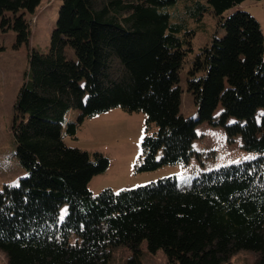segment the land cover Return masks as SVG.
<instances>
[{
	"label": "trees",
	"instance_id": "obj_1",
	"mask_svg": "<svg viewBox=\"0 0 264 264\" xmlns=\"http://www.w3.org/2000/svg\"><path fill=\"white\" fill-rule=\"evenodd\" d=\"M41 1L0 0V31L15 34L14 50L28 44ZM248 1L261 0H61L49 46L29 51L14 102L25 175L0 189L7 264H107L119 245L132 252L126 264H141L143 242L166 264H228L242 250L264 264V34L241 7ZM205 14L215 32L190 60L185 89L196 114L184 117L179 71ZM113 109L144 114L134 173L187 164L202 123L258 156L203 170L187 188L168 176L92 194L109 159L65 139Z\"/></svg>",
	"mask_w": 264,
	"mask_h": 264
},
{
	"label": "rangeland",
	"instance_id": "obj_2",
	"mask_svg": "<svg viewBox=\"0 0 264 264\" xmlns=\"http://www.w3.org/2000/svg\"><path fill=\"white\" fill-rule=\"evenodd\" d=\"M61 0H42L34 15L29 17L31 35L27 45L13 49L15 34L12 31H0V189L5 183L16 184L25 175L15 155L14 137L11 131L14 116V102L17 90L28 69L27 55L32 49L45 51L50 43L52 29L55 26ZM243 8L251 13L259 22L264 34V0L248 1ZM204 28L198 29L192 40L193 52L179 71L181 87L180 114L190 117L196 114V106L192 96L185 89L186 72L190 60L215 32L213 18L209 14L203 17ZM69 54L72 52L69 50ZM217 108L215 113H219ZM78 111H71L74 119ZM144 130L143 113H125L121 109H113L106 113L87 118L77 128L75 138L67 137L65 143L88 152H100L109 159L108 169L91 179L88 188L92 194L104 189L118 192L122 189L146 185L158 179L174 176L181 188H187L195 177L203 170H210L222 165L250 160L258 156L256 153L244 151L241 140L236 136L229 142L221 127H212L202 123L197 127V137L193 142L195 154L187 164H175L161 167L154 171L134 173V165L141 153V140ZM66 206L61 208V216ZM132 255L124 245L111 248L107 264H126ZM258 255L251 251L234 253L228 264H256ZM141 264H166L162 250L151 253L143 242L139 246ZM0 264H7L6 255L0 251Z\"/></svg>",
	"mask_w": 264,
	"mask_h": 264
},
{
	"label": "crops",
	"instance_id": "obj_3",
	"mask_svg": "<svg viewBox=\"0 0 264 264\" xmlns=\"http://www.w3.org/2000/svg\"><path fill=\"white\" fill-rule=\"evenodd\" d=\"M244 5H241V7H243Z\"/></svg>",
	"mask_w": 264,
	"mask_h": 264
},
{
	"label": "snow or ice",
	"instance_id": "obj_4",
	"mask_svg": "<svg viewBox=\"0 0 264 264\" xmlns=\"http://www.w3.org/2000/svg\"><path fill=\"white\" fill-rule=\"evenodd\" d=\"M238 163V162H237ZM119 193H117V195H118ZM66 211V210H65Z\"/></svg>",
	"mask_w": 264,
	"mask_h": 264
}]
</instances>
